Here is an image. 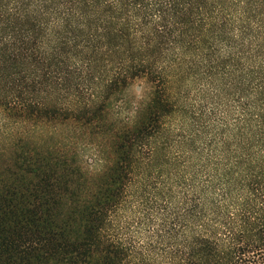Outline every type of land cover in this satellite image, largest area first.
<instances>
[{
	"label": "trees",
	"instance_id": "1",
	"mask_svg": "<svg viewBox=\"0 0 264 264\" xmlns=\"http://www.w3.org/2000/svg\"><path fill=\"white\" fill-rule=\"evenodd\" d=\"M0 264H264V0H0Z\"/></svg>",
	"mask_w": 264,
	"mask_h": 264
},
{
	"label": "rangeland",
	"instance_id": "2",
	"mask_svg": "<svg viewBox=\"0 0 264 264\" xmlns=\"http://www.w3.org/2000/svg\"><path fill=\"white\" fill-rule=\"evenodd\" d=\"M173 86V91H176L177 96L181 99L183 102L184 100L187 101V98H189V101L191 104L192 103H197V107H199L200 103L202 102V98L199 95V92H197V84L196 87L194 86V89H191L189 91L190 93H185L181 92L177 82H174ZM148 87L146 82H137L133 86H131L125 93V98L127 99V102L124 104L123 108L121 109L122 111V118L124 116H127L131 111H132V105L133 103H136L141 99L142 97L145 96V90ZM181 102V103H182ZM172 120L170 121L171 124L176 127H183L182 124L184 123V118L180 113L175 118H171ZM119 218H117V221H119L122 225H126L128 223V226L130 228V232L132 233V176H131V181L129 182L128 188H127V193L124 201V207L120 209L119 211ZM118 222V223H119Z\"/></svg>",
	"mask_w": 264,
	"mask_h": 264
}]
</instances>
